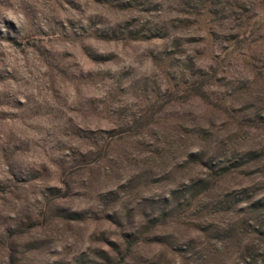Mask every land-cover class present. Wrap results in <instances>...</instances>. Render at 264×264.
Masks as SVG:
<instances>
[{"label": "clouds", "instance_id": "1", "mask_svg": "<svg viewBox=\"0 0 264 264\" xmlns=\"http://www.w3.org/2000/svg\"><path fill=\"white\" fill-rule=\"evenodd\" d=\"M155 2L144 0L145 5ZM161 2L163 11L152 17L155 23L170 20L184 7L180 0ZM58 12L51 0H0V45L16 52L10 61L0 58V118L13 117L3 121L0 133V170L7 176L10 168L20 182H12L11 195L0 193L6 197V202L0 201L4 215L13 217L0 221V264H9V249L15 264H67L72 257L65 254V246L83 247L90 236H99L108 227L106 216L121 224L130 240L166 233L165 245L150 257V264H173L169 249L187 248L194 229L208 239H199L195 255L190 252L183 264H243L247 226L264 230V216L247 206L264 192L249 200L234 191L244 186L241 170L234 166L252 155L250 147L264 151V54L256 67L247 55L257 47L264 49V41L251 44L249 36L228 52L217 53L219 44L207 36L216 26L200 19L197 32L205 37L207 62L193 64L190 49L175 58L163 57L176 35L169 23L163 43L148 46L160 59L147 98L130 87L144 73L124 83L118 77L122 63L111 68V81L100 79L103 69L98 68L91 81L80 82L79 67L70 65L75 91L69 96L52 63L27 48L29 43L39 46L37 32L49 31ZM233 12L231 27L264 34V0H234L229 8ZM136 14L107 9L95 28L115 29ZM63 15L85 27L90 19H98L86 5L79 15L71 9ZM8 19L13 23L6 24ZM80 24L73 30L79 31ZM91 32L89 28L88 35ZM9 41L18 42L24 56ZM241 62L247 65L244 76L236 70ZM93 85L98 91H92ZM118 86L127 94L121 96ZM92 95L102 99L90 102ZM123 105L129 112L117 119L112 110ZM249 115L252 120H246ZM100 128L116 131H95ZM226 165L234 170L228 172ZM25 217L40 223V229L25 233L31 246L11 235ZM77 219L94 222L95 227L74 225ZM40 232L51 239L39 240ZM229 232L234 233L232 240L222 239Z\"/></svg>", "mask_w": 264, "mask_h": 264}, {"label": "rangeland", "instance_id": "2", "mask_svg": "<svg viewBox=\"0 0 264 264\" xmlns=\"http://www.w3.org/2000/svg\"><path fill=\"white\" fill-rule=\"evenodd\" d=\"M56 8L59 10L56 16L52 18L53 27L49 31L40 30L36 34V39L39 41V46L29 43L27 48L30 52L35 51L38 57H42L50 61L56 71L57 75L64 83V91L71 96L75 91V77L70 72V65L79 67L82 76L81 81L85 79L91 81L93 74L97 72L98 68L103 71L99 74L100 79L104 81H111L114 79L111 74V68L117 67L121 63L123 67L119 69L118 77L120 81L127 83L135 74L143 72L144 75L139 80H133L132 87L135 91L141 92L145 95L152 87L155 81L151 80V75L154 72V65L160 59L153 54V49L149 48V44L160 45L169 35L167 25L173 24L176 35L173 38V46L165 48L162 51L163 57H178L183 55L185 50L190 49L195 59L190 62L193 64H204L207 62V56L203 54V46L205 37L197 32V24L200 19L206 20L209 24L215 25V29L209 31L207 36L211 38L213 44H219L217 53H226L233 44L239 46L241 43L248 41L249 36L252 37L251 44H258L264 41V34L256 32L245 33L241 32L239 28L241 25L231 27V16L235 13H229L234 0H180L184 5L183 8L176 10V15L170 20H160L155 23L152 17L163 11V4L161 0H156L155 3L144 4V0H130V2L122 3L121 0H51ZM65 5L67 8H65ZM85 5L87 9L98 17L96 20H89L88 27L80 24L77 19L68 18L63 15L68 9L77 15L81 14ZM239 7V5H237ZM107 9L121 14L128 13L130 10L137 14L132 16L129 20L118 25L115 29L101 30L95 28V24L99 23L103 17L101 13ZM246 12L247 9H241ZM238 19V17H237ZM6 24L13 23L8 19ZM80 24L79 31H75L77 25ZM89 28L92 29L88 35ZM218 29V30H217ZM71 30V35L69 32ZM84 39L86 44H81L80 41ZM12 49H20L19 56H24L25 52L21 49L20 44L15 41H9ZM143 48V52H138ZM90 51L96 53L95 56L90 54ZM264 54V49L257 47L252 52L247 53L249 62H253L252 66L256 67L259 64L260 56ZM16 52L5 50L0 45V58L4 60H12ZM142 58V60H141ZM219 59V55H217ZM246 64L241 62L237 67V71L241 76L245 75L244 69ZM197 71L203 73L202 68H197ZM9 76L11 74L9 73ZM163 79H169L167 74H162ZM223 79V77H218ZM92 91H98L95 85L92 86ZM116 91L121 95H126V90L117 87ZM99 95H92L89 97L90 102L101 100ZM134 99V97H130ZM129 112L126 105L117 107L112 110V114L120 119ZM77 116L78 114L73 113ZM5 115L0 118V133L3 132V121L11 119ZM71 119V117H70ZM253 116L249 115L246 120H252ZM246 126L250 131H255V126L247 123ZM23 134V130H20ZM28 131H35V129H28ZM89 131H93L89 129ZM95 131L101 133L115 132L116 130L110 128H100ZM19 139V137H17ZM248 152L252 153L249 158L245 159L243 163L236 164L234 167L241 171L238 173L239 179L244 183L241 188L234 189L246 194L247 199L251 200L253 195H258L264 192V151L250 147ZM228 172L234 170L233 166L226 165ZM231 179V177H230ZM12 182L15 181L9 168L7 176L0 170V193H7L11 195L10 188ZM0 201L6 202V197L0 195ZM248 209L251 213L264 216V196L258 200L252 201L248 204ZM13 217H6L4 215L3 205H0V221L7 223ZM74 225L84 226L87 224L88 229L95 227L94 222L88 223L85 220H74ZM104 223L108 226L104 232L99 236L89 237V240L83 247L75 245L65 246V254L72 257L67 264H150V257L157 253L158 249L165 245L164 237L166 233L161 231L155 232L151 238L135 240L129 239V234L121 230V224L108 219L106 216ZM250 231L246 230V239L248 243L244 246V252L240 259L243 264H264V252L260 248L264 246V230L256 229L252 225L247 226ZM34 229H40V223L32 220L30 217H25L21 221V226L16 232L11 235L18 237V242L31 246L33 241L25 238V233ZM234 233H225L222 239L232 240ZM208 239V237L194 229L187 248H170L169 255L174 258L173 264H183V260L191 252L195 255V249L198 247L199 239ZM38 239L46 241L51 237L40 232ZM219 243L220 240H217ZM31 251L36 252V248H31ZM9 264H15L13 253L11 249L8 250ZM4 255V249L0 248V257ZM62 264V262H56Z\"/></svg>", "mask_w": 264, "mask_h": 264}]
</instances>
